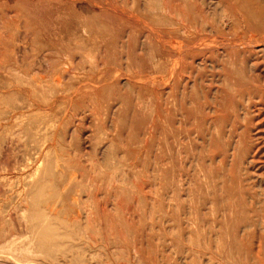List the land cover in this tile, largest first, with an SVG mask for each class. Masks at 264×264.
<instances>
[{
	"label": "rangeland",
	"instance_id": "rangeland-1",
	"mask_svg": "<svg viewBox=\"0 0 264 264\" xmlns=\"http://www.w3.org/2000/svg\"><path fill=\"white\" fill-rule=\"evenodd\" d=\"M0 264H264V0H0Z\"/></svg>",
	"mask_w": 264,
	"mask_h": 264
},
{
	"label": "bare ground",
	"instance_id": "bare-ground-1",
	"mask_svg": "<svg viewBox=\"0 0 264 264\" xmlns=\"http://www.w3.org/2000/svg\"><path fill=\"white\" fill-rule=\"evenodd\" d=\"M206 49V48H205ZM172 70V69H171ZM169 83V82H168Z\"/></svg>",
	"mask_w": 264,
	"mask_h": 264
}]
</instances>
